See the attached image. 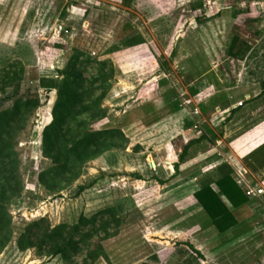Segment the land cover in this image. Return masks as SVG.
<instances>
[{
	"label": "rangeland",
	"instance_id": "1",
	"mask_svg": "<svg viewBox=\"0 0 264 264\" xmlns=\"http://www.w3.org/2000/svg\"><path fill=\"white\" fill-rule=\"evenodd\" d=\"M236 36L242 58L228 55ZM63 78L78 97L48 144L60 88L46 87ZM13 111L0 264L260 262L264 230L258 250L224 247L193 194L264 138V0H0V114ZM262 213L264 199L244 215Z\"/></svg>",
	"mask_w": 264,
	"mask_h": 264
},
{
	"label": "trees",
	"instance_id": "2",
	"mask_svg": "<svg viewBox=\"0 0 264 264\" xmlns=\"http://www.w3.org/2000/svg\"><path fill=\"white\" fill-rule=\"evenodd\" d=\"M201 7V5H199ZM243 47L238 44L237 36L233 39L232 44L229 48L228 55L233 58H242ZM77 62V59H74V64ZM74 66V65H73ZM60 85V86H59ZM57 85L56 82L48 83V89L54 87H59L60 98L57 104L54 106L53 115L54 121L45 129V139L50 143L49 136L52 132L59 130L61 128L64 117L69 115V112L72 111L78 97L77 88L79 86L78 82L63 78L60 81V84ZM167 99V109L170 114L176 113L180 110L179 103L176 100H173V91L169 90L165 93ZM170 97V98H169ZM13 112H5L0 114V138L3 134H7L11 127L9 123L11 122L12 117L16 115ZM109 134H117L120 137H123L121 130H104L101 132H94L88 134L87 136L81 138L77 142L72 141L73 146L70 153L77 151L78 149H83L84 151L89 145L98 142L101 137L108 136ZM97 144V143H96ZM7 145L0 146V159H9L8 155H3ZM264 145L261 146L258 150H263ZM255 152H252L247 157L244 158V162L248 168L251 170L254 169V165L251 163V159ZM255 160V159H254ZM255 162V161H254ZM4 165V164H3ZM227 167L223 166L219 168L220 176L213 181L212 183H203L200 188L194 192L193 198L195 199L198 206L205 212L207 217L210 220V224L218 233H224L225 231L231 229L235 224L236 220L231 209L228 207V204L236 209L247 202V198L244 196L242 190L235 184L231 177V173ZM3 178V177H2ZM11 178H4L5 182L8 184V180ZM215 186L216 190L212 188ZM9 216L0 208V242L1 245L4 244L7 240V235L5 231V222L8 220Z\"/></svg>",
	"mask_w": 264,
	"mask_h": 264
},
{
	"label": "crops",
	"instance_id": "3",
	"mask_svg": "<svg viewBox=\"0 0 264 264\" xmlns=\"http://www.w3.org/2000/svg\"><path fill=\"white\" fill-rule=\"evenodd\" d=\"M187 102H189V101H187ZM185 105H188V104L186 103ZM192 112H193V110H192ZM199 113H200V111H199ZM254 136H255V138L252 140V142H250L253 145L248 150V152H246L247 154L243 156L244 158L247 157L252 152H255L254 155H256V156L262 154V151L264 152V148H263V150L256 151L261 146L264 145V138L259 141L258 140L259 135L254 134ZM253 158H254V156L252 157V159ZM252 159H251V163L254 165L255 170H251L250 168H248L246 166L245 162L244 163L241 162V166L243 168L239 172L235 173L232 176V179L235 182V184L242 190L244 196L247 198V202L244 205H242L236 209L232 208L228 204V207L231 209V211L234 215V218L236 220V224L231 229L225 231L223 233V236L219 237V236H215V234H212L213 236L219 237V239L222 240V243H220V244H222L224 247H228V246H232V245L235 246L237 244H242L244 242H245V245L246 244L248 245L249 242L250 243L252 242L255 245V248H254L255 250H258L257 248L261 247L260 245L255 243V240H254V238H252V236L257 237L258 236L257 233H261L259 231L264 230V213H262L261 216H259V215L252 216L251 219H249L248 217L245 218L246 215H244V214H247V211H249V208H250L252 203H258V201H262V199H264V187H262V185L259 182H257V179H252L254 177L253 175H257L258 179H261L262 177H264V171L257 168L255 166V163L253 162V161H257L258 158L255 160H252ZM253 180H255L254 181L255 183H253ZM212 188L214 190H216V188L214 186H212ZM248 190L254 191V194L251 197H248L246 195V192ZM257 191H260L261 193L258 194V193H256ZM234 212L237 213L238 218L235 216ZM242 229H243L244 233L240 232ZM202 233L204 236H200L201 243L205 242L204 239H201V238L204 237V238L208 239V237L210 236V235L207 236L204 234V229L202 230ZM263 238H264V234H263ZM249 245L251 246V244H249ZM242 246H243V244H242ZM263 247H264V244H263ZM195 251L199 252L200 256H203V257L205 256V252H206L205 250H195ZM262 251L263 252H261V251L258 252L259 253L258 261L260 260V262L258 264H264V250H262ZM218 255L224 256L223 258L226 260V257L229 255V250H218ZM222 260H223L222 257L218 258L217 264H221Z\"/></svg>",
	"mask_w": 264,
	"mask_h": 264
},
{
	"label": "built area",
	"instance_id": "4",
	"mask_svg": "<svg viewBox=\"0 0 264 264\" xmlns=\"http://www.w3.org/2000/svg\"><path fill=\"white\" fill-rule=\"evenodd\" d=\"M190 103V101L189 102H187V104H189ZM194 116H198L199 115V110H198V108L197 107H195L194 109H193V113H192ZM256 193H261L260 191H257ZM254 194V191L253 190H248L247 192H246V195L248 196V197H251L252 195Z\"/></svg>",
	"mask_w": 264,
	"mask_h": 264
}]
</instances>
